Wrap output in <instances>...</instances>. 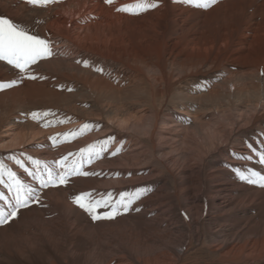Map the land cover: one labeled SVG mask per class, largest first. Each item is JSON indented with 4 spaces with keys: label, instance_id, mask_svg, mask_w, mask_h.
Listing matches in <instances>:
<instances>
[{
    "label": "bare ground",
    "instance_id": "6f19581e",
    "mask_svg": "<svg viewBox=\"0 0 264 264\" xmlns=\"http://www.w3.org/2000/svg\"><path fill=\"white\" fill-rule=\"evenodd\" d=\"M135 2L0 0L53 53L24 74L0 61L17 81L0 90V162L39 197L0 224V264L41 258L36 242L51 264H264V187L235 171L264 173L248 147L264 150V0L117 11ZM45 164L68 182L43 186ZM203 228L216 258L192 246Z\"/></svg>",
    "mask_w": 264,
    "mask_h": 264
},
{
    "label": "snow or ice",
    "instance_id": "6c2138e0",
    "mask_svg": "<svg viewBox=\"0 0 264 264\" xmlns=\"http://www.w3.org/2000/svg\"><path fill=\"white\" fill-rule=\"evenodd\" d=\"M29 3L34 5L46 6L49 3L58 2V0H28ZM106 3L111 4L113 0H105ZM179 2L195 5L199 8L207 9L217 2V0H179ZM158 6V0H136L133 4L122 5L117 8V11L131 12L133 14H139L141 12L147 11L149 9ZM51 42L40 35L33 34L28 28L14 23L11 19L0 15V61H6L7 64L14 66L19 70L21 74L30 71V66L37 64L38 61L52 56ZM87 63V62H85ZM35 79V77H31ZM17 83L16 80L10 81L7 84L0 82V90L5 87H10L12 84ZM38 113H32L33 119L39 118ZM84 127H88L85 125ZM253 152H256L259 156L260 162L264 163V150L257 152V149L253 148L251 144L248 145ZM99 155V153H96ZM243 159H252L251 156H245ZM18 164L23 166V162L17 160ZM34 163L39 164L40 161H34ZM45 170L47 171V179L37 176L36 172H31L33 176H37L40 179V183L47 187L49 184L58 183L66 184L68 172L57 173L55 176L51 169L45 164ZM236 174L239 179L246 181L250 184H258L264 187V173L255 171L253 169H248L242 171L241 169H235ZM7 172V178L9 181V188L14 190L15 203L9 201L8 211H5L3 206H0V224L7 222V220L15 217L17 212L26 207L30 199H34L35 202H39V197L34 196L35 190L24 184L17 176V174L9 169H6L5 165L0 162V182L3 181L4 174ZM72 175L81 174L79 169L76 167L72 168ZM83 175H89V173H82ZM146 189L138 190L136 198H139V194L145 192ZM75 203H77L81 208L87 211L93 216V219H99L100 216L95 214L96 208L100 206V201H94L91 198L90 193H80L73 197ZM132 200H125L122 198L119 205L123 207L124 211H128ZM118 214L117 207L112 208V212L104 213L103 216L106 218H112L114 215Z\"/></svg>",
    "mask_w": 264,
    "mask_h": 264
},
{
    "label": "rangeland",
    "instance_id": "374dc122",
    "mask_svg": "<svg viewBox=\"0 0 264 264\" xmlns=\"http://www.w3.org/2000/svg\"><path fill=\"white\" fill-rule=\"evenodd\" d=\"M21 25V24H20ZM24 27H26L25 25H24ZM26 28H28V27H26ZM30 30V29H29ZM31 31V30H30ZM33 66L34 65H31L30 66V69H32L33 68ZM76 100H79V101H77L78 102V104L79 105H81L82 104V106H84L83 105V103L85 102V101H82L81 100V98L80 97H77V99ZM156 164V163H155ZM158 166V168H161V166L158 164L157 165ZM205 229V230H204ZM204 230V231H203ZM202 233L201 234H203L204 236H205V238H204V236L203 235H201V237H200V240L199 239H194L193 240V245L192 246H194L195 248H197V249H200V248H202L201 249V253H199V254H203L202 256L203 257H207V258H209V259H213V258H216V254L214 253V252H212V251H210L209 250V248H210V246L211 245H213V242H211L210 241V238L209 237H207V236H209V234H212V233H210L208 230H207V228H203L202 229ZM205 240V241H204ZM85 241H86V238H84V239H82V238H80L79 239V241H78V243L79 244H84L85 243ZM210 242V244H208ZM196 244V245H195ZM17 246H18V244H16ZM33 245L35 246V247H37L39 250H41V252L43 251V253H42V255H41V258L40 257H35V258H33V260H27V259H17V260H15V261H12V262H10V264H51L50 262H43L44 260L42 259V258H45V257H47V256H49L48 255V252L45 250V248L42 246V244H38L37 242L36 243H33ZM198 245H199V247H198ZM203 245H205V246H203ZM208 247V248H207ZM209 251V252H208ZM213 254H215V255H213ZM212 256H213V258H212ZM37 259V260H36ZM21 262H20V261ZM184 260V259H183ZM28 261V262H27ZM186 262V261H185ZM187 263V262H186ZM189 263V262H188ZM62 264H68V263H62Z\"/></svg>",
    "mask_w": 264,
    "mask_h": 264
}]
</instances>
